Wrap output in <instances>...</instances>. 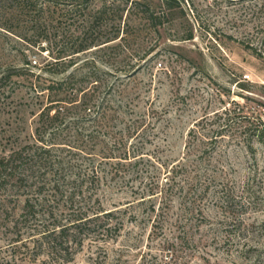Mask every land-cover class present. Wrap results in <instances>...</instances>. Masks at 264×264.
<instances>
[{"label":"rangeland","instance_id":"obj_1","mask_svg":"<svg viewBox=\"0 0 264 264\" xmlns=\"http://www.w3.org/2000/svg\"><path fill=\"white\" fill-rule=\"evenodd\" d=\"M67 1L0 0V153L32 141L53 100L56 207L100 216L71 260L57 261L37 231L14 227L24 196L0 190V264H264V145L247 132L264 128V0H145L150 18L127 0H76L74 12ZM43 36L51 43L38 47ZM77 88L110 119L60 100ZM94 127L130 156L89 184L81 150L99 154ZM62 177L84 181L83 193L70 198Z\"/></svg>","mask_w":264,"mask_h":264},{"label":"trees","instance_id":"obj_2","mask_svg":"<svg viewBox=\"0 0 264 264\" xmlns=\"http://www.w3.org/2000/svg\"><path fill=\"white\" fill-rule=\"evenodd\" d=\"M73 1L76 0H69L65 3L64 6L67 8V11L74 12L78 7V3ZM128 1L131 2V5L140 6V12L145 18L152 16V10L148 1ZM171 1L177 2V0ZM41 40H45L49 44L51 43L50 38L43 36L38 37L34 44L39 47ZM85 46H78V49H75L73 53L85 50L83 49ZM41 48L43 50L44 47L41 46ZM52 64L46 63L41 70L51 71L50 67ZM32 86L37 95H41L43 93L42 90L45 89L39 83H32ZM46 88L53 89L52 86ZM81 91L80 88L72 90L60 100L71 103V106H73L71 109L81 113V117L89 115L87 111L93 112L94 115L90 118H95L94 120L97 124L109 120L108 114L98 107L95 98L85 93L79 97ZM92 108L95 109L92 110ZM97 108L99 109L97 110ZM63 111L67 113L69 110L64 107ZM60 113V110L55 108L53 100H49L48 104L44 105L38 114L35 135L32 141H21L15 146L13 145L8 148L7 151L4 150L2 151L3 153H0V190L9 191V189H12L24 196L22 197V205L18 213H16L17 217L13 220L14 227L19 226V228H22L26 226L33 231H37L38 237H34L36 246H40L43 252L50 255L51 258L63 262L71 260L75 252L72 246L81 245L83 236L87 235V232L94 228L100 215L98 212L89 214L87 210H77L78 208H74L72 204L69 205L71 211L67 215H63L64 211L56 207L55 194L62 192L61 189L64 183H60V179L55 178V173L51 171L50 166L61 163V161L53 157L52 148L54 144L50 142L52 139L47 140L45 136L49 134L52 135L51 138H54L59 135L62 128L58 123ZM260 124L262 125V123ZM95 128L90 133L95 138V141H92L94 146H99L103 143V146L99 149V154L81 150L83 159L85 158L88 162L86 167L89 171H86L83 176L87 175L85 182L89 184H94L100 179V171H105L106 176L110 175L111 179L114 178L115 175L123 171L121 169L124 166L122 160L128 159L130 156L128 150L115 155L113 148H117L116 144H119V141L112 140L109 143V141L101 139L105 135V132L100 133ZM220 132L218 131L216 134L220 135ZM247 132L251 139L264 145V128L254 127L253 130ZM108 161L110 162L107 163ZM102 164H109L111 168L109 170H106L105 167L100 169V165ZM78 176H80V173H78ZM75 179L73 178L71 181L67 179L65 181V177L61 178L62 182L72 184V192H70L72 196L70 198L83 193L81 187L84 181L78 182ZM208 192L209 188L206 184L190 205L198 200H202ZM218 198L220 205L230 208L231 199L226 191L221 193ZM185 205L188 206L189 204L185 203ZM104 215L108 216L109 212L104 213ZM105 222L104 224L107 225L108 220ZM62 254H66V257H60L63 256Z\"/></svg>","mask_w":264,"mask_h":264}]
</instances>
